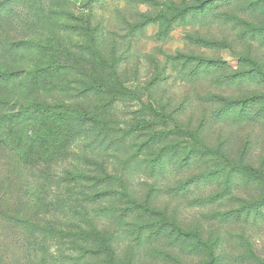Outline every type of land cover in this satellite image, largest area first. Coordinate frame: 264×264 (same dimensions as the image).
Segmentation results:
<instances>
[{
	"label": "rangeland",
	"instance_id": "rangeland-1",
	"mask_svg": "<svg viewBox=\"0 0 264 264\" xmlns=\"http://www.w3.org/2000/svg\"><path fill=\"white\" fill-rule=\"evenodd\" d=\"M0 70V264H264V0H0Z\"/></svg>",
	"mask_w": 264,
	"mask_h": 264
},
{
	"label": "trees",
	"instance_id": "trees-1",
	"mask_svg": "<svg viewBox=\"0 0 264 264\" xmlns=\"http://www.w3.org/2000/svg\"><path fill=\"white\" fill-rule=\"evenodd\" d=\"M15 75L16 73L12 70H0L1 79L10 80V79H13ZM151 111L157 114V112L154 111V109H151ZM47 112H49V110ZM20 116H23V115L20 112H17L9 116L2 115L0 117L1 125H7L5 131L2 133V139H3L5 150H9L13 152V154L17 157L18 161L23 167L35 166L39 163H43V164L47 163L49 148L52 144V139L49 137L46 131H43V132H40L38 136L32 135V136H28L26 139L20 140L19 139L20 136H18L17 124H16V120L19 121ZM43 118L44 120H47V121L49 120V117L45 116ZM10 122H12L11 125H10ZM137 128L144 129L146 128V126L139 125L137 126ZM176 130L179 132V134L183 133V131L180 129V127H178V125L176 127ZM23 141L25 142L24 144L25 147H23L24 146ZM35 146H38L39 151L34 152ZM207 151H210V150H207ZM209 156L215 157L226 163L229 162V159L223 153H215V151H213ZM241 172L242 174L246 175L248 178H251L254 181L256 178H259L262 176V174L259 171H257L256 169L252 167H248V166L242 167ZM30 227H33V226H30ZM36 232H38V230H35V233ZM88 254H92V256L94 257L106 256L107 258L106 260H108L109 263L115 264L112 261L114 260L116 256V251L110 243H104V245L100 246L99 248L88 249V253L85 254L84 256Z\"/></svg>",
	"mask_w": 264,
	"mask_h": 264
}]
</instances>
